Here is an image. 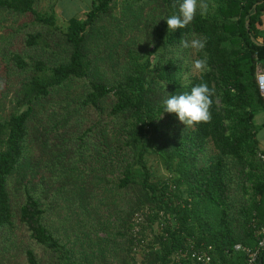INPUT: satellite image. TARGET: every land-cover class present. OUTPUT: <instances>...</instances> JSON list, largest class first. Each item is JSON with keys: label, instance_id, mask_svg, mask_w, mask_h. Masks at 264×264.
<instances>
[{"label": "trees", "instance_id": "trees-1", "mask_svg": "<svg viewBox=\"0 0 264 264\" xmlns=\"http://www.w3.org/2000/svg\"><path fill=\"white\" fill-rule=\"evenodd\" d=\"M42 1L0 0V264H172L187 239L244 264L233 246L264 226V0H203L175 32L159 17L178 0H90L64 27ZM201 55L211 119L184 126L162 102L201 82Z\"/></svg>", "mask_w": 264, "mask_h": 264}, {"label": "clouds", "instance_id": "clouds-1", "mask_svg": "<svg viewBox=\"0 0 264 264\" xmlns=\"http://www.w3.org/2000/svg\"><path fill=\"white\" fill-rule=\"evenodd\" d=\"M207 12L208 5L203 0H178L176 11L168 16H160L159 18L165 20L167 32H175L177 29H183L191 24L198 13L204 16ZM205 44L206 38L200 36H193L181 42L183 48L192 49L194 53H202ZM155 65H157V62L153 60L152 68ZM192 66L196 72L200 73L201 82L192 86L188 91L166 95L162 102V111L175 114L177 120L184 126L205 123L211 119L209 109L212 103L210 97L213 90L203 81V74L208 70L206 55H201L194 59ZM165 84L163 86L164 89Z\"/></svg>", "mask_w": 264, "mask_h": 264}, {"label": "built area", "instance_id": "built-area-1", "mask_svg": "<svg viewBox=\"0 0 264 264\" xmlns=\"http://www.w3.org/2000/svg\"><path fill=\"white\" fill-rule=\"evenodd\" d=\"M264 76L260 74L259 76ZM258 82L260 90L264 96V82H261L258 77ZM133 227L132 232L136 237V245H143L146 239H140V224L144 222V215L141 212L134 214L132 218ZM157 228V227H156ZM155 228V229H156ZM255 235L257 236L256 245L253 248L243 247L240 244H235L233 246L234 250H241L245 252L246 260L244 264H256L257 256L259 252L264 249V226L255 230ZM138 248V247H137ZM136 249V248H135ZM210 246L206 248L196 246L192 239H187L184 246L179 247L174 250L170 255V262L172 264H227L220 263L218 261L213 262L212 256L209 253Z\"/></svg>", "mask_w": 264, "mask_h": 264}, {"label": "rangeland", "instance_id": "rangeland-1", "mask_svg": "<svg viewBox=\"0 0 264 264\" xmlns=\"http://www.w3.org/2000/svg\"><path fill=\"white\" fill-rule=\"evenodd\" d=\"M119 1V0H118ZM90 0H55V14H56V22L59 26L64 27L67 23V20L71 16L75 17H83L84 13L90 7ZM48 0L42 1V6H47ZM196 72V70H194ZM264 71L262 69H258V74H263ZM6 110V109H4ZM4 110H0V113H3ZM264 121V114L262 111H257L253 118L254 129L256 131V138L263 147V140H264V126L262 123ZM150 165L152 168L155 169L157 175H164L165 171L159 165V162L155 157H151L149 160ZM139 258L138 255H136Z\"/></svg>", "mask_w": 264, "mask_h": 264}, {"label": "crops", "instance_id": "crops-1", "mask_svg": "<svg viewBox=\"0 0 264 264\" xmlns=\"http://www.w3.org/2000/svg\"><path fill=\"white\" fill-rule=\"evenodd\" d=\"M257 142H258L259 149L262 150V151H264V145H262L263 147H261V144L262 143L260 144L258 140H257ZM263 144H264V140H263Z\"/></svg>", "mask_w": 264, "mask_h": 264}, {"label": "water", "instance_id": "water-1", "mask_svg": "<svg viewBox=\"0 0 264 264\" xmlns=\"http://www.w3.org/2000/svg\"><path fill=\"white\" fill-rule=\"evenodd\" d=\"M259 80L261 81V82H264V76H259Z\"/></svg>", "mask_w": 264, "mask_h": 264}]
</instances>
